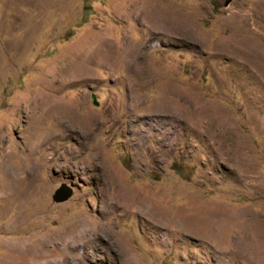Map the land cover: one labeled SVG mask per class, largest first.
<instances>
[{
    "label": "rangeland",
    "instance_id": "obj_1",
    "mask_svg": "<svg viewBox=\"0 0 264 264\" xmlns=\"http://www.w3.org/2000/svg\"><path fill=\"white\" fill-rule=\"evenodd\" d=\"M0 259L264 264V0H0Z\"/></svg>",
    "mask_w": 264,
    "mask_h": 264
},
{
    "label": "water",
    "instance_id": "obj_2",
    "mask_svg": "<svg viewBox=\"0 0 264 264\" xmlns=\"http://www.w3.org/2000/svg\"><path fill=\"white\" fill-rule=\"evenodd\" d=\"M226 4V3H225ZM72 189L65 183H61L52 193L51 199L55 202L66 200L71 195Z\"/></svg>",
    "mask_w": 264,
    "mask_h": 264
},
{
    "label": "bare ground",
    "instance_id": "obj_3",
    "mask_svg": "<svg viewBox=\"0 0 264 264\" xmlns=\"http://www.w3.org/2000/svg\"><path fill=\"white\" fill-rule=\"evenodd\" d=\"M61 113V112H60ZM122 194V193H121ZM128 202H130V201H128ZM128 204V203H127ZM218 212V211H217ZM217 214V213H216ZM211 223V222H210ZM210 225V224H209ZM9 261V263L7 262V261H4V260H2V259H0V264H17V263H15L12 259L11 260H8Z\"/></svg>",
    "mask_w": 264,
    "mask_h": 264
}]
</instances>
